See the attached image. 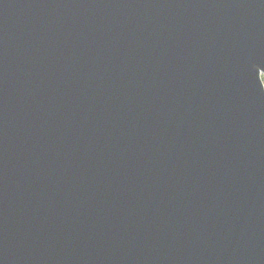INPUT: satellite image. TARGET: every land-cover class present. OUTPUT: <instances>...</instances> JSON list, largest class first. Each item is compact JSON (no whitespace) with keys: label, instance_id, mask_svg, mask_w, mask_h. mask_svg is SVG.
I'll use <instances>...</instances> for the list:
<instances>
[{"label":"water","instance_id":"95a60500","mask_svg":"<svg viewBox=\"0 0 264 264\" xmlns=\"http://www.w3.org/2000/svg\"><path fill=\"white\" fill-rule=\"evenodd\" d=\"M264 0H0V264H264Z\"/></svg>","mask_w":264,"mask_h":264},{"label":"snow or ice","instance_id":"6c2138e0","mask_svg":"<svg viewBox=\"0 0 264 264\" xmlns=\"http://www.w3.org/2000/svg\"><path fill=\"white\" fill-rule=\"evenodd\" d=\"M264 78V69L259 72V79Z\"/></svg>","mask_w":264,"mask_h":264},{"label":"rangeland","instance_id":"374dc122","mask_svg":"<svg viewBox=\"0 0 264 264\" xmlns=\"http://www.w3.org/2000/svg\"><path fill=\"white\" fill-rule=\"evenodd\" d=\"M263 82H264V78H263Z\"/></svg>","mask_w":264,"mask_h":264}]
</instances>
